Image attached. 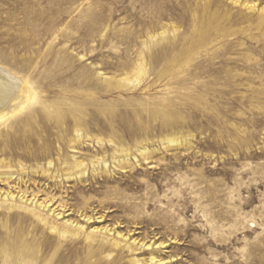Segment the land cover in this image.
Returning <instances> with one entry per match:
<instances>
[{"label":"rangeland","instance_id":"374dc122","mask_svg":"<svg viewBox=\"0 0 264 264\" xmlns=\"http://www.w3.org/2000/svg\"><path fill=\"white\" fill-rule=\"evenodd\" d=\"M263 10L0 0V69L37 95L0 124V264L18 243L68 264H264Z\"/></svg>","mask_w":264,"mask_h":264},{"label":"bare ground","instance_id":"6f19581e","mask_svg":"<svg viewBox=\"0 0 264 264\" xmlns=\"http://www.w3.org/2000/svg\"><path fill=\"white\" fill-rule=\"evenodd\" d=\"M143 68L144 67H142L141 70H144ZM200 72L202 73L203 71H200ZM222 72L225 73L224 71ZM36 97L37 95L34 94L33 88L29 85L28 82L27 83L23 82L20 79L10 75L7 71L0 69V124L3 122L9 121L11 119H14V118L17 119L20 116V114L26 110H30L29 115L33 114L35 112V109H32V103L36 99ZM101 142L102 141H99V143ZM168 143L174 144L176 143V139L169 138ZM124 152L125 154L120 157H117V154H116V157L114 160L117 163L123 164L126 158L128 160L127 162H129L130 156L128 155L127 151H123V153ZM141 155L144 157L146 161L149 160L148 152L146 149L145 151L141 153ZM135 161H136V164L140 162L137 158H135ZM101 163L102 162L99 161L97 164L99 165ZM105 163L107 167V162ZM0 164H1L0 167H2L3 169H8V170L11 169L9 164L6 162H0ZM74 168L76 169V176H74V174L70 173L69 171L66 172L65 176L68 179L75 177L79 180H82L83 179L82 177L85 176V173L87 170L86 163H84L83 161H79L74 166ZM13 175H14V172H11V171L7 173H0V177L7 176L11 178ZM7 198L9 197L6 196L4 198V202H10L11 204H14V202L16 201V204H20L23 207L28 208L30 211H36V210H41L42 208L43 209L45 208V206L43 207L42 203H38V201H36L35 199H28L24 195H20L18 198H15L14 195H11L9 199ZM88 220H92V219L88 218ZM78 229L82 230L83 225H80ZM53 230L56 231L57 228L54 227ZM106 232L110 234V231H106ZM64 235H73V231L71 229H65ZM18 236L22 237V235H18ZM91 236L92 234H90L88 238H90ZM117 240L119 239L117 238ZM17 245H18L17 248H13L12 246L11 253L7 252L5 254L8 259H12L11 264H14V263L15 264H68L67 259L63 258L59 254L62 249V244H59V246H57L54 253L50 257H49V254L43 253V249H40V248L37 249L35 247L33 248L32 245H24V244H19V243ZM116 245L118 246L119 243H117ZM43 247L51 251L54 248V245L52 243H48V245L47 244L43 245ZM153 260L154 258H152L151 261Z\"/></svg>","mask_w":264,"mask_h":264}]
</instances>
